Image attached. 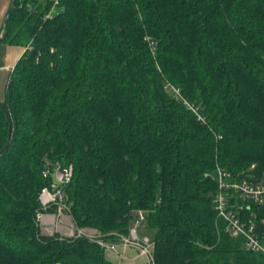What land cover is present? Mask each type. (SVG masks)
<instances>
[{"label": "trees", "instance_id": "16d2710c", "mask_svg": "<svg viewBox=\"0 0 264 264\" xmlns=\"http://www.w3.org/2000/svg\"><path fill=\"white\" fill-rule=\"evenodd\" d=\"M1 41L27 49L0 101V264H114L40 233L46 159L73 166L78 227L117 242L141 210L156 264H261L213 197L218 167L264 184V0H15Z\"/></svg>", "mask_w": 264, "mask_h": 264}, {"label": "built area", "instance_id": "2783aa9c", "mask_svg": "<svg viewBox=\"0 0 264 264\" xmlns=\"http://www.w3.org/2000/svg\"><path fill=\"white\" fill-rule=\"evenodd\" d=\"M171 88L175 96L181 98L178 89ZM183 102L189 109L196 112L191 104L184 99ZM253 167L251 165L250 169ZM54 168L55 173H53ZM72 173V165H63L59 161L52 162L46 159L43 176L50 179L49 184L43 187L39 193L38 200L41 209L35 216V222L40 232H45L50 236H83L96 241L113 263L117 259L118 264H121L122 261L134 264V259H129L125 255L128 249H133L137 256L143 257L144 264H156L153 256V240L150 236L139 233V229L143 227V211H137V216L129 226L128 232L119 235L117 242L105 240L95 228L78 227L74 223L69 213V203L65 192ZM215 180L217 190L213 197L214 208L217 215L224 221L226 231L232 238L241 239L242 247L246 251L259 254L261 264H264V218H258L256 213L250 210L252 205L261 206L264 203L262 179L259 181L247 178L237 179L228 171L218 167Z\"/></svg>", "mask_w": 264, "mask_h": 264}, {"label": "crops", "instance_id": "0c3cea01", "mask_svg": "<svg viewBox=\"0 0 264 264\" xmlns=\"http://www.w3.org/2000/svg\"><path fill=\"white\" fill-rule=\"evenodd\" d=\"M9 3L10 0H0V32ZM11 45L12 44L10 43L0 41V101L4 99L6 86L16 62L27 49L25 46L18 45L19 47H21L20 52L19 49H14L13 47H11ZM117 250L119 251L118 247ZM131 253L133 255L136 252L133 249H128L125 252L126 257H128L129 259H134V264H136V261L140 258L141 261H139V264H143V257L137 256L136 254L134 256H131Z\"/></svg>", "mask_w": 264, "mask_h": 264}, {"label": "water", "instance_id": "95a60500", "mask_svg": "<svg viewBox=\"0 0 264 264\" xmlns=\"http://www.w3.org/2000/svg\"><path fill=\"white\" fill-rule=\"evenodd\" d=\"M14 1H15V0H10V3H9V6H8V9H7L6 14H5V16H4L3 23H2V27H1V32H0V41H1V39H2V36H3L4 32H5L7 19H8V16H9L10 10L12 9V6H13V4H14ZM32 53H33V50H30V51L28 52V55L30 56V55H32ZM3 111H4V113H5V114L7 115V117H8V113L6 112V110L3 109ZM8 121L10 122L9 117H8ZM9 132H10V127H9ZM9 139H10V134H8V136H7V140H6V143H5V147L8 146V144H9ZM260 179H261V171L258 172V177H257L256 180L259 181Z\"/></svg>", "mask_w": 264, "mask_h": 264}, {"label": "rangeland", "instance_id": "374dc122", "mask_svg": "<svg viewBox=\"0 0 264 264\" xmlns=\"http://www.w3.org/2000/svg\"><path fill=\"white\" fill-rule=\"evenodd\" d=\"M52 9V8H51ZM11 47H13L14 49H19L20 50V52H21V47H19L18 45H14V44H12L11 45ZM68 165H71V164H68ZM73 167V166H72ZM53 173H55V168H54V172ZM72 175H73V173H72ZM72 178V177H71ZM39 229V228H38ZM40 231V230H39ZM41 234H44V235H46V233L45 232H40ZM139 233L140 234H146V235H148V236H152V231H150V230H145V229H143V228H141V229H139ZM59 236V235H58ZM59 237H61V236H59ZM63 237V236H62ZM136 253H134L133 255H132V253L130 254L131 256H134ZM140 259V258H139ZM137 260L136 261V264H139V261H141V259L140 260ZM142 260H143V264H144V259L142 258ZM114 263L115 264H118V260L117 259H115L114 260ZM121 264H127V262L126 261H123Z\"/></svg>", "mask_w": 264, "mask_h": 264}]
</instances>
